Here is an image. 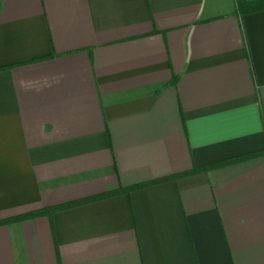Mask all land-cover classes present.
I'll list each match as a JSON object with an SVG mask.
<instances>
[{
    "label": "crops",
    "instance_id": "crops-1",
    "mask_svg": "<svg viewBox=\"0 0 264 264\" xmlns=\"http://www.w3.org/2000/svg\"><path fill=\"white\" fill-rule=\"evenodd\" d=\"M236 1L0 0V264H264V9Z\"/></svg>",
    "mask_w": 264,
    "mask_h": 264
},
{
    "label": "trees",
    "instance_id": "trees-1",
    "mask_svg": "<svg viewBox=\"0 0 264 264\" xmlns=\"http://www.w3.org/2000/svg\"><path fill=\"white\" fill-rule=\"evenodd\" d=\"M236 5H237V11L240 14H244V13H248V12H253V11L264 9V0H237L236 1ZM173 82L175 83V79H173ZM200 170H202V169H200ZM200 170L192 169L191 171L183 173L182 175H177V177L186 176L188 174H192V173L198 172ZM170 178H176V177L172 176ZM170 178H168V179H170ZM164 180H166V179H164ZM158 181L159 180H156V181H153V182H158ZM161 181H163V180H161ZM143 185L144 184L131 187L129 190H132L134 188H138V187L143 186ZM102 196H104V195H102ZM102 196H100V195L99 196H95V197H92L90 199H85V201L92 200V199H99ZM85 201H83V202H85ZM80 203H82V201H78L76 203H67V204H63V205H57V206H52V207L41 208V209H38V210H35V211H32V212L25 213V214H23V215H21L19 217L6 219V220L1 221V222L2 223H8V222L17 221V220H20V219L33 218V217H36V216H42V215H48L49 216L53 212H56L58 210H62V209H65V208H69V207L78 205Z\"/></svg>",
    "mask_w": 264,
    "mask_h": 264
}]
</instances>
